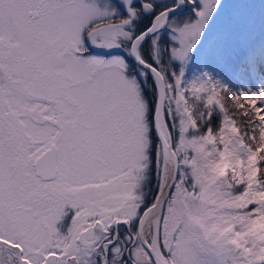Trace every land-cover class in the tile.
Instances as JSON below:
<instances>
[{
	"label": "snow or ice",
	"instance_id": "6c2138e0",
	"mask_svg": "<svg viewBox=\"0 0 264 264\" xmlns=\"http://www.w3.org/2000/svg\"><path fill=\"white\" fill-rule=\"evenodd\" d=\"M0 264H264V0H0Z\"/></svg>",
	"mask_w": 264,
	"mask_h": 264
}]
</instances>
